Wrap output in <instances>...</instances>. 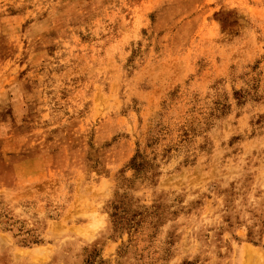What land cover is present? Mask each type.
I'll list each match as a JSON object with an SVG mask.
<instances>
[{
    "label": "rangeland",
    "instance_id": "rangeland-1",
    "mask_svg": "<svg viewBox=\"0 0 264 264\" xmlns=\"http://www.w3.org/2000/svg\"><path fill=\"white\" fill-rule=\"evenodd\" d=\"M0 264H264V0H0Z\"/></svg>",
    "mask_w": 264,
    "mask_h": 264
}]
</instances>
